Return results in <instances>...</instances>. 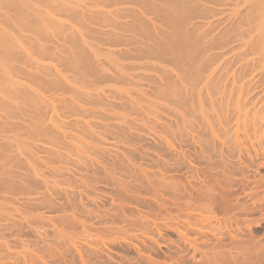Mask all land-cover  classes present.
Instances as JSON below:
<instances>
[{"label": "rangeland", "instance_id": "1", "mask_svg": "<svg viewBox=\"0 0 264 264\" xmlns=\"http://www.w3.org/2000/svg\"><path fill=\"white\" fill-rule=\"evenodd\" d=\"M61 1H63V5L65 1V6L74 8V13L76 11L77 15H72V13L68 15V13L65 14L63 12L56 15L58 24H61L63 27H57L55 37L50 35V38L47 39H50L49 41L45 39L47 42H44V47L47 46L46 53L51 51V55H53L52 53L55 51V48H57V52L52 57L51 55L44 56L43 54L33 55L34 59H38L35 62H38L39 66H34V64L31 65L29 63H27L28 65L23 63V66L20 63L18 66L24 72L28 71L26 76H21L16 73L12 77L14 80L21 77L19 84L24 83L28 86L26 88L33 86L37 90V92L35 91L37 95L38 93L42 95L39 98L43 99L45 105L41 103L43 106L40 104V106H31L27 103L22 104L25 102L21 100L9 101L13 105L16 104L15 107H12L13 105L11 103V107L0 105V120H2L5 128L4 132H0V144L9 140L8 142H11L13 145L11 149L21 152V155H17H20V159L15 161V163L19 162V166L17 167V163L15 167L9 166L10 170H13V173L17 169V174L14 173V176L11 178L4 177V179H10V182L13 181L14 185L9 183V180L5 183L4 179H0V219L2 220H0V264H215V262L216 264H264V45H260L257 42L258 37L257 34L255 35L256 24L254 25L255 22L251 23L254 20L253 17H250L253 13L250 14L251 12L247 11V8H249L247 6L249 5H244L242 3L243 0H236L237 2L234 0H221V3L208 2L207 0H191L188 4L190 9L196 8L194 10L197 14L191 11L193 15L190 13V20L189 18L187 19V22L190 23L186 22L188 26L186 28L195 27L196 30L192 32L195 35L194 37L210 31V33H207L208 38L206 37L207 39L205 38L200 41H204L202 44L200 42L196 43L195 49L198 52L200 51L197 53L201 56L196 55L197 60L195 62L197 63L194 66L201 69L200 66L204 65L205 62L202 59L211 56L214 58V61L208 68L211 72L205 71L206 73L202 75L204 77V83L212 80V77H214L213 82L216 83L220 79L219 76L222 75L225 80L223 84L221 82L219 86L222 87H219L218 90L219 92L220 89L223 91L217 93V90L215 92L211 90L213 93L212 95L209 94L211 95L209 97L204 83H201V86L199 85L200 87L198 86L196 90L189 89V92H186L187 94L184 93L182 88H180L182 91L181 93L179 92L180 94L178 91L174 94L172 89L173 80L176 79L174 75L177 73L176 70L181 68L183 64L179 63L180 58L178 56L180 55L177 48H174L166 40L165 35L169 32L164 16V8L166 7L161 3L159 5L162 6L160 13L162 17L159 18V13H156L157 11H155L152 4L145 6L138 3V5L136 2H131L133 0H128V2L127 0ZM238 2H240L239 5ZM124 4L126 5L125 7ZM206 8H211L215 12H204L203 9L205 10ZM41 9L45 10L44 7ZM59 9H62L61 5H59ZM100 11L102 12L101 17L98 15ZM108 13L109 15H107ZM94 15H98L99 19ZM90 16L92 17L90 18ZM148 17L150 18L148 19ZM153 20L154 22H152ZM59 21L61 22L59 23ZM136 26L137 28H135ZM212 27L216 28L212 29ZM254 27L255 30L253 29ZM188 31L190 30L188 29ZM30 35L29 33L25 34L27 38ZM30 37V41L32 39L34 41L35 37ZM103 38L106 40H103ZM73 39H77L80 46L78 44L75 45ZM45 40H41V42ZM211 43L214 46L210 47L212 45ZM110 48L112 49L110 50ZM81 49L89 54L88 56L91 60V63L87 64L86 62L85 68L77 61L80 59ZM190 52L195 51L191 49ZM255 57L256 60L258 59V62L255 60ZM251 59L253 60L251 61ZM253 61L255 65L252 64ZM155 62L159 65H155ZM247 63L252 65L249 66ZM72 66L74 68L76 66V68L74 69ZM184 67H187V64ZM35 75L39 76L40 80ZM51 80H53V83L56 82L55 85L51 83ZM250 80L253 82V84L250 82L251 86L248 85L250 84ZM235 81H237V85ZM30 84L31 86L29 87ZM200 91L204 94L202 95ZM250 92H253L252 95ZM145 93L146 95H143ZM240 94L243 95L242 99L239 98ZM42 99L40 100L42 101ZM6 100L8 101V99ZM191 102H194V107L193 104H190ZM230 106L231 108H229ZM38 112L42 114L40 121L37 119ZM118 113H121L120 116ZM231 113L234 114L232 115ZM195 116H197V119H195ZM195 124L196 126H194ZM33 125L34 127H31ZM13 132L14 134H12ZM236 134L239 136L237 137ZM6 137H8L6 140H1ZM21 139L23 140L22 142ZM32 145L35 146L33 147ZM91 145L95 146L93 147ZM6 168L9 169L8 167ZM25 169L26 171H24ZM35 172L38 174L37 176H35L36 174L34 175ZM41 172L44 176H42ZM214 197L217 198L214 199ZM223 198L227 199V208L225 207L226 209H223L224 211L219 210L221 213L217 211L220 208L217 205L222 204L221 200ZM143 227L144 229H142ZM20 231L21 233H19Z\"/></svg>", "mask_w": 264, "mask_h": 264}, {"label": "bare ground", "instance_id": "2", "mask_svg": "<svg viewBox=\"0 0 264 264\" xmlns=\"http://www.w3.org/2000/svg\"><path fill=\"white\" fill-rule=\"evenodd\" d=\"M75 1V0H74ZM91 1V0H90ZM101 1V0H100ZM99 1V2H100ZM115 1V0H114ZM121 1V0H120ZM119 1V2H120ZM165 3H164V2ZM190 1L191 0H133V1H131V2H136V4H138V3H141V4H143V5H145V6H147V4H152L153 6H154V8H155V11H157L156 13H159L158 14V16H159V18L160 17H162L161 16V8H162V6L161 5H159L160 3L163 5V6H165L166 8H164V16H165V21H166V24H167V30H169V32H167L166 33V40H167V42H170L171 43V45H173V47L174 48H177V50H178V53H179V55L180 56H178L179 58H180V62L179 63H182L183 64V66L181 67V68H179L178 70H176L177 71V73L174 75V76H176V79H174L173 80V83H172V89H173V91H174V94H176V92L178 91V93L180 92H182L181 91V89L180 88H182V90H184V93H188L189 92V89L190 90H196L197 88H198V86L201 84V83H204V77H202V75L204 74V73H206L205 71H210V70H208V68H209V66H210V64H213L212 62L214 61V58L213 57H211V56H208V58H206V59H202V60H204L205 62H204V65H202V66H200L201 67V69H199V68H197L196 66H194V64L195 63H197V62H195V60H197L196 59V55L200 52H198V51H196V43H198V42H200L201 40H204L207 36H208V34L207 33H210V31L209 32H206L205 34H202V35H198L197 37H194L195 35H193L192 34V32H194L196 29H195V27L194 26H192L193 28H188L190 31H188V29L186 28V27H188L187 26V24H186V22H187V19L189 18V20H190V13H191V15H193V12H196L195 10H196V8H194L193 6V8L195 9H190L189 7L190 6H188V4L190 3ZM208 2L209 1H211V2H220L221 3V0H207ZM206 1V2H207ZM234 1H236V0H234ZM96 2V1H95ZM111 2V1H110ZM113 2V1H112ZM127 2H128V0H127ZM155 2H156V4H155ZM157 2H158V4H157ZM163 2V3H162ZM237 2V1H236ZM64 3L66 4V2L64 1ZM83 3V2H82ZM107 3V2H106ZM117 3V2H116ZM196 3V2H195ZM194 3V4H195ZM239 3L240 2H238V5H239ZM242 3H244V5H249V6H247V7H249V8H247V11H249V12H251L250 14H252L253 13V15H250V17L252 18L253 17V20L254 21H252L251 23H253V22H255L254 23V25L256 24V33H255V35L257 34V37H258V43H260V45H264V0H243V2ZM65 4L63 5V1H61V0H0V96H1V98H0V105H7L8 107H11L12 105H13V103H11V102H9V101H11V100H21V101H24L25 103H22V104H28V105H42L41 103H43V99L42 98H39V97H42V95H40L39 93H38V95H40V96H38L37 95V90H35L34 89V87L32 86V87H30L31 86V84L29 85V87L30 88H26V87H28V86H26L24 83H21V84H19L21 81L19 80L20 78H15L16 80H14L12 77H13V75L14 74H19V75H21V76H26V73L28 72H24L22 69H21V67L20 66H18V64H20V63H24V64H27V63H29V64H31V65H33L34 64V66L35 65H37V66H39L38 64V62H35V61H37L38 59L37 58H35L34 59V57H33V55H36V54H43L44 56H46V55H51L50 53H51V51L50 52H48V53H46L47 52V50L46 49H48L47 48V46H45L44 47V45H45V43L44 42H47V41H49V40H47L48 38H50L49 36L50 35H52L53 37H55L56 35H55V31H57L56 29H58L57 27H59V26H62L61 24L59 25L58 24V20H56L57 19V16L56 15H58V13H61V12H63V13H68V15H70L71 13H72V15L73 14H76L77 15V13H76V11H75V13H74V8H71V6L70 7H67V6H65ZM111 4V3H110ZM122 4V3H121ZM126 4V3H125ZM124 4V7L126 6ZM191 4H192V2H191ZM190 4V5H191ZM209 4V3H208ZM59 5H61V7H62V9H59ZM75 5V4H74ZM80 5V4H79ZM105 5V4H104ZM112 5V4H111ZM115 5V4H114ZM139 5V4H138ZM142 5V6H143ZM201 5V4H200ZM237 5V4H236ZM77 6V5H76ZM96 6V5H95ZM106 6V5H105ZM113 6V5H112ZM111 6V7H112ZM122 6H123V4H122ZM132 6V5H131ZM141 6V7H142ZM144 6V7H145ZM150 6V5H149ZM161 6V7H160ZM208 6V5H207ZM42 7H44L45 8V10L44 9H41ZM74 7V6H73ZM89 7H92V6H89ZM170 7V8H169ZM199 7V6H198ZM65 8V9H64ZM79 8V7H78ZM98 8V7H97ZM105 8V7H104ZM116 8V7H115ZM126 8H128V7H126ZM150 8V7H149ZM222 8H224V7H222ZM246 8V7H245ZM41 9V10H40ZM99 9V8H98ZM108 9V8H107ZM151 9H152V6H151ZM198 9V8H197ZM200 9H201V7H200ZM242 9V8H241ZM89 10H90V8H89ZM109 10V9H108ZM146 10V9H145ZM237 10H238V8H237ZM236 10V11H237ZM78 11V10H77ZM127 11V10H126ZM142 11V10H141ZM191 11H193V12H191ZM200 11V10H199ZM202 11V10H201ZM203 11L204 12H207V11H210V12H215V11H212V9L210 8H206L205 10L203 9ZM90 12V11H89ZM248 12V13H249ZM87 13H88V11H87ZM110 13V12H109ZM109 13L107 14V15H109ZM152 13V12H151ZM202 13V12H201ZM246 13V12H245ZM101 14H102V12L100 11V13L98 12V15L101 17ZM114 14V13H113ZM196 14H197V12H196ZM223 14V13H222ZM255 14V15H254ZM67 15V16H68ZM71 15V16H72ZM84 15V14H83ZM82 15V16H83ZM98 15H94L96 18H98ZM104 15V14H103ZM136 15V14H135ZM155 15V14H154ZM205 15V14H204ZM237 15V14H236ZM240 15V14H239ZM85 16V15H84ZM119 16V15H118ZM242 16V15H241ZM56 17V18H55ZM74 17V16H73ZM80 17V16H79ZM92 16H90V18H91ZM153 17V16H152ZM207 17V16H206ZM80 18H82V17H80ZM79 18V19H80ZM85 18V17H84ZM128 18V17H127ZM150 17H148V19H149ZM154 18V17H153ZM156 19H157V17H155ZM191 18H192V16H191ZM200 18V17H199ZM204 18V17H203ZM208 18V17H207ZM214 18V17H213ZM222 18V17H221ZM237 18V17H236ZM250 18V19H251ZM72 19H74V18H72ZM99 19V18H98ZM97 19V20H98ZM102 19V18H101ZM155 19V20H156ZM193 19V18H192ZM191 19V20H192ZM206 19V18H205ZM234 19H235V15H234ZM60 20V19H59ZM161 20H162V18H161ZM208 20V19H207ZM231 20V19H230ZM240 20H241V18H240ZM64 21V20H63ZM84 21V20H83ZM128 21V20H127ZM146 21V20H145ZM163 21V20H162ZM199 21V20H198ZM197 21V22H198ZM216 21V20H215ZM234 21V20H233ZM61 21H59V23H60ZM79 22V21H78ZM110 22H112V21H110ZM109 22V23H110ZM119 22V21H118ZM141 22H142V20H141ZM149 22V21H148ZM152 22H154V20L152 21ZM157 22V21H156ZM160 22V21H159ZM208 22V21H207ZM214 22V21H213ZM223 22V21H222ZM241 22V21H240ZM250 22V21H249ZM75 23H76V21H75ZM87 23H89V22H87ZM93 23V22H92ZM97 23V22H96ZM187 23H190V22H187ZM192 23V22H191ZM220 23V22H219ZM224 23V22H223ZM228 23V22H227ZM234 23V22H233ZM244 23V22H243ZM250 23V24H251ZM58 24V25H57ZM114 24V23H113ZM126 24V23H125ZM132 24V23H131ZM217 24V23H216ZM226 24V23H225ZM241 24V23H240ZM246 24H247V22H246ZM96 25V24H95ZM116 25H117V23H116ZM152 25V24H151ZM157 25V24H156ZM159 25V24H158ZM165 25V24H164ZM214 25H215V23H214ZM228 25V24H227ZM231 25V24H230ZM235 25V24H234ZM243 25V24H242ZM65 26V25H64ZM80 26H82L81 24H80ZM108 26V25H107ZM127 26V25H126ZM152 26H155L154 24L152 25ZM166 26V25H165ZM189 26H191V25H189ZM197 26V25H196ZM218 26V25H217ZM63 27V26H62ZM85 27H86V25H85ZM88 27V26H87ZM96 27V26H95ZM112 27V26H111ZM110 27V28H111ZM114 27V26H113ZM132 27V26H131ZM198 27V26H197ZM223 27H226V26H223ZM234 27V26H233ZM239 27V26H238ZM255 27L253 28L254 30H255ZM91 28V27H90ZM135 28H137V26L135 27ZM147 28V27H146ZM155 28V27H154ZM157 28V27H156ZM163 28V27H162ZM209 28V27H208ZM214 28H216V27H214ZM213 27H212V29H214ZM221 28V27H220ZM77 29H79V28H77ZM83 29V28H82ZM85 29V28H84ZM88 29V28H87ZM113 29V28H112ZM128 29V28H127ZM226 29V28H225ZM230 29V28H229ZM252 29V30H253ZM64 30H66V29H64ZM74 30V29H73ZM92 31H93V29H91ZM90 30V31H91ZM108 30V29H107ZM137 30V29H136ZM135 30V31H136ZM154 30V29H153ZM209 30V29H208ZM207 30V31H208ZM246 30H247V28H246ZM251 30V31H252ZM62 31H63V29H62ZM62 31H59V32H62ZM70 31V30H69ZM69 31H67V32H69ZM102 31V30H101ZM123 31H125V30H123ZM139 31V30H138ZM156 31V30H155ZM28 34L29 33V35L31 34V35H33L34 37H35V39H34V41H33V39L30 41V39H29V37L31 36H28V38H27V36H25V34L26 33ZM71 32V31H70ZM84 32V31H83ZM97 32H99V31H97ZM96 32V33H97ZM134 32V31H133ZM165 32V31H164ZM215 32H216V30H215ZM25 33V34H24ZM58 33V32H57ZM64 33V32H63ZM87 33V32H86ZM109 33V32H108ZM143 33V32H142ZM147 33H149V32H147ZM156 33H159V32H156ZM251 33V32H250ZM72 34H73V31H72ZM127 34V33H126ZM138 34V33H137ZM160 34V33H159ZM176 34H177V37H176ZM200 34V33H199ZM231 34V33H230ZM239 34V33H238ZM244 34V33H243ZM246 34V33H245ZM69 35V34H68ZM88 35H89V33H88ZM101 35V34H100ZM151 35H152V33H151ZM162 35V34H161ZM216 35V34H215ZM219 35V34H218ZM30 37V38H34V37ZM67 36V35H66ZM74 36H75V34H74ZM117 36V35H116ZM127 36V35H126ZM209 36H211V35H209ZM223 36V35H222ZM232 36V35H231ZM63 37V36H62ZM84 37V36H83ZM92 37V36H91ZM105 37V36H104ZM136 37V36H135ZM156 37V36H155ZM162 37V36H161ZM164 37V36H163ZM176 37V38H175ZM243 37V36H242ZM57 38V37H56ZM60 38V37H59ZM74 38V37H73ZM87 38V37H86ZM122 38H123V36H122ZM208 38V37H207ZM206 38V39H207ZM213 38V37H212ZM250 38V37H249ZM253 38H254V36H253ZM26 39H28L27 41H25ZM47 41H46V40ZM68 39V38H67ZM71 39H72V37H71ZM78 39V38H77ZM75 40V39H73V43H75V45L76 44H78V46H80L79 44V41L78 40ZM92 39V38H91ZM105 38H103V40H104ZM157 39V38H156ZM220 39V38H219ZM251 39H252V37H251ZM41 40H45V41H42L41 42ZM80 40V39H79ZM100 40V39H99ZM106 40V39H105ZM110 40V39H109ZM136 40V39H135ZM153 40V39H152ZM233 40V39H232ZM253 40V39H252ZM33 41V42H32ZM40 41V42H39ZM72 41V40H71ZM84 41V40H83ZM113 41V40H112ZM120 41H121V39H120ZM124 41V40H123ZM155 41V40H154ZM206 41V40H205ZM250 41V40H249ZM256 41V40H255ZM32 42V43H31ZM60 42V41H59ZM92 42V41H91ZM95 42V41H94ZM204 41H202V42H200L201 44L203 43ZM210 42V41H209ZM248 42V41H247ZM252 42V41H251ZM250 42V43H251ZM254 42V41H253ZM62 43H63V41H62ZM66 43V42H65ZM73 43H70V44H73ZM122 43V42H121ZM160 43V42H159ZM166 43V42H165ZM200 43H199V45H200ZM206 43V42H205ZM213 43V42H212ZM211 43V44H212ZM216 43V42H215ZM226 43H227V41H226ZM256 43V42H255ZM82 44V43H81ZM110 44V43H109ZM116 44V43H115ZM125 44V43H124ZM132 44V43H131ZM167 44H169V43H167ZM221 44H222V42H221ZM229 44V43H228ZM247 44V43H246ZM74 45V44H73ZM122 45V44H121ZM148 45V44H147ZM154 45V44H153ZM158 45V44H157ZM165 45V44H164ZM170 45V44H169ZM204 45V44H203ZM208 45H210L209 43H208ZM218 45V44H217ZM223 45V44H222ZM60 46H61V44H60ZM84 46V45H83ZM87 46V45H86ZM96 46V45H95ZM144 46V45H143ZM142 46V47H143ZM201 46V45H200ZM200 46H198V47H200ZM212 46H214L213 44L210 46V47H212ZM233 46V45H232ZM245 46V45H244ZM55 47V46H54ZM146 47V46H145ZM151 47V46H150ZM162 47V46H161ZM167 47V46H166ZM172 47V46H171ZM63 48V47H62ZM72 48V47H71ZM86 48V47H85ZM89 48V47H88ZM94 48V47H93ZM99 48V47H98ZM135 48H137V47H135ZM157 48V47H156ZM201 48V47H200ZM207 48H209V47H207ZM206 48V49H207ZM257 48V47H256ZM260 48H262V47H260ZM50 49V48H49ZM51 49H52V47H51ZM112 48H110V50H111ZM121 49H123V48H121ZM140 49V48H139ZM191 49H194V51L196 52H190V50ZM209 49H211V48H209ZM208 49V50H209ZM216 49V48H215ZM221 49H223V48H221ZM227 49H228V47H227ZM259 49V48H258ZM82 51H81V53H80V51H78L79 53H80V59H79V57H78V59L79 60H77V61H79V64L80 65H83V67L85 68L86 67V62H87V64L88 63H91V60H90V57L88 56L89 54H87V52H85V50H83V49H81ZM93 50V49H92ZM97 50V49H96ZM95 50V51H96ZM115 50H116V48H115ZM147 50V49H146ZM158 50H159V48H158ZM176 50V49H175ZM200 50V49H199ZM54 51V50H53ZM69 51V50H68ZM74 51V50H73ZM123 51V50H122ZM127 51V50H126ZM133 51V50H132ZM154 51V50H153ZM204 51V50H203ZM38 52V53H37ZM57 52V48H55V51L52 53L53 55H55L54 53H56ZM75 52V51H74ZM90 52V51H89ZM97 52V51H96ZM148 52V51H147ZM167 52V51H166ZM198 52V53H197ZM201 52H202V50H201ZM206 52H208L207 50H206ZM258 52V51H257ZM32 53V54H31ZM46 53V54H45ZM95 53V52H94ZM98 53V52H97ZM105 53V52H104ZM120 53H122L121 51H120ZM177 53V54H178ZM204 53V52H203ZM248 53V52H247ZM107 54V53H106ZM114 54H116V53H114ZM124 54V53H123ZM139 54V53H138ZM143 54V53H142ZM149 54V53H148ZM170 54V53H169ZM175 54V53H174ZM194 54V55H193ZM218 54V53H217ZM42 55V56H43ZM53 55H51V57L53 56ZM64 55V54H63ZM91 55V54H90ZM98 55V54H97ZM153 55V54H152ZM157 55V54H156ZM166 55V54H165ZM200 54H198V56H199ZM207 55V54H206ZM215 55V54H214ZM65 56H66V54H65ZM75 56V55H74ZM94 56V55H93ZM122 56V55H121ZM201 56V55H200ZM213 56V55H212ZM223 56V55H222ZM258 56V55H257ZM39 57V56H38ZM57 57V56H56ZM55 57V58H56ZM96 57V56H95ZM99 57V56H98ZM107 57V56H106ZM110 57V56H109ZM133 57V56H132ZM158 57H160V56H158ZM215 57H217L218 58V56L217 55H215ZM220 57V56H219ZM228 57V56H227ZM69 58V57H68ZM68 58H67V60H68ZM101 58H103V57H101ZM105 58V57H104ZM121 58V57H120ZM126 58V57H125ZM124 58V59H125ZM237 58V57H236ZM251 58V57H250ZM263 58V57H262ZM27 59H29V60H27ZM37 59V60H36ZM48 59V58H47ZM60 59V58H59ZM96 59V58H95ZM132 59V58H131ZM136 59V58H135ZM139 59V58H138ZM152 59V58H151ZM200 59V60H201ZM66 60V59H65ZM72 60V59H71ZM105 60V59H104ZM145 60V59H144ZM216 60V59H215ZM235 60V59H234ZM250 60V59H249ZM253 59H251V61H252ZM255 60H256V57H255ZM254 60V61H255ZM41 61V60H40ZM53 61V60H52ZM162 61V60H161ZM173 61H175V60H173ZM226 61V60H225ZM254 61H253V63L252 64H254L255 65V63H254ZM257 62H258V59L256 60ZM255 61V62H256ZM56 62H57V60H56ZM61 62V61H60ZM99 62V61H98ZM105 62V61H104ZM148 62V61H147ZM146 62V63H147ZM165 62V61H164ZM200 62V61H199ZM78 63V62H77ZM85 63V64H84ZM100 63V62H99ZM167 63H169V62H167ZM262 63V62H261ZM24 64H23V66H24ZM44 64V63H43ZM76 64V63H75ZM110 64V63H109ZM125 64V63H124ZM149 64V63H148ZM177 64V63H176ZM185 64H187V67H184V65ZM230 64V63H229ZM247 64H249V63H247ZM246 64V65H247ZM251 64V65H252ZM28 65V64H27ZM30 65V66H31ZM91 65H93V64H91ZM95 65V64H94ZM105 65V64H104ZM134 65V64H133ZM155 65H159V64H156V62H155ZM166 65V64H165ZM179 65V64H178ZM198 65V64H197ZM216 65V64H215ZM233 65V64H232ZM250 64H249V66H251ZM258 65V64H257ZM42 66V65H41ZM55 66V65H54ZM77 66V65H76ZM76 66H75V68H76ZM103 66V65H102ZM145 66V65H144ZM154 66V65H153ZM171 66H173V65H171ZM219 66V65H218ZM243 66V65H242ZM262 66V65H261ZM29 67V66H28ZM57 67V66H56ZM73 67V66H72ZM176 67V66H175ZM205 67V68H204ZM35 68V67H34ZM74 68V67H73ZM74 68V69H75ZM87 68H88V66H87ZM132 68H134V67H132ZM152 68V67H151ZM165 68V67H164ZM164 68H163V70H164ZM167 68H169V67H167ZM174 68V67H173ZM233 68V67H232ZM250 69H251V67H249ZM33 69V68H32ZM36 69H38V68H36ZM96 69V68H95ZM143 69V68H142ZM159 69V68H158ZM242 69V68H241ZM248 69V68H247ZM253 69V68H252ZM255 69V68H254ZM46 70V69H45ZM55 70V69H54ZM83 70V69H82ZM90 70V69H89ZM100 70V69H99ZM104 70V69H103ZM219 70H220V67H219ZM44 71V70H43ZM66 71V70H65ZM72 71V70H71ZM154 71V70H153ZM166 71V70H165ZM167 71H169V69H167ZM175 71V70H174ZM256 71V70H255ZM45 72V71H44ZM44 72H42V73H44ZM57 72V71H56ZM69 72V71H68ZM84 72V71H83ZM85 72H87V71H85ZM144 72V71H143ZM207 72V73H208ZM211 72V71H210ZM47 73V72H46ZM78 73V72H77ZM123 73V72H122ZM136 73H137V71H136ZM158 73V72H157ZM161 73V72H160ZM163 73V72H162ZM172 73H173V71H172ZM213 73V72H212ZM212 73H211V75H212ZM224 73V72H223ZM238 73V72H237ZM50 74V73H49ZM53 74V73H52ZM66 74V73H65ZM76 74V73H75ZM80 74V73H79ZM89 74V73H88ZM91 74V73H90ZM95 74V73H94ZM118 74V73H117ZM119 74H120V72H119ZM140 74V73H139ZM146 74V73H145ZM174 74V73H173ZM172 74V75H173ZM231 74V73H230ZM243 74V73H242ZM259 74V73H258ZM18 75V76H19ZM39 75V74H38ZM42 75V74H41ZM58 75V74H57ZM74 75V74H73ZM162 75H164V74H162ZM166 75V74H165ZM167 75H170V74H167ZM206 75V74H205ZM254 75V74H253ZM262 75V74H261ZM36 76V75H35ZM34 76V77H35ZM46 76V75H45ZM68 76V75H67ZM74 76H76V75H74ZM90 76V75H89ZM98 76V75H97ZM243 76V75H242ZM256 76V75H255ZM254 76V77H255ZM28 77V76H27ZM38 77V80H40L39 79V76H36V78ZM47 77V76H46ZM66 77V76H65ZM82 77V76H81ZM157 77V76H156ZM155 77V78H156ZM220 77V79H219V81H217L216 83H214L213 82V78L214 77H212L211 79L212 80H210L209 82L207 81V82H205L204 83V87H206V91H207V95L210 97L211 95H212V93L213 92H215L216 90H217V93H220L221 91H223L222 89H220V92L218 91L219 90V85H221V82H222V84H223V82L225 81L223 78V75L222 76H219ZM230 77V76H229ZM44 78V77H43ZM92 78V77H91ZM109 78V77H108ZM116 78V77H115ZM145 78V77H144ZM175 78V77H174ZM29 79V78H28ZM27 79V80H28ZM52 79V78H51ZM65 79V78H64ZM83 79V78H82ZM88 79V78H87ZM163 79V78H162ZM209 79V78H208ZM208 79H206V80H208ZM32 80V79H31ZM92 80V79H91ZM103 80H104V78H103ZM156 80V79H155ZM205 80V81H206ZM233 80V79H232ZM252 80H253V78H252ZM260 80H261V78H260ZM18 83H17V82ZM52 81V82H51ZM50 82L51 83H53V80H51ZM74 81V80H73ZM94 81V80H93ZM134 81V80H133ZM136 81V80H135ZM152 81V80H151ZM164 81V80H163ZM30 82V81H29ZM32 82V81H31ZM45 82V81H44ZM55 82V81H54ZM82 82V81H81ZM106 82V81H105ZM125 82V81H124ZM165 82V81H164ZM228 82V81H227ZM234 82V81H233ZM241 82V81H240ZM252 83L253 84V82L250 80L249 81V83ZM256 82V81H255ZM56 83V82H55ZM55 83H53L54 85H55ZM80 83V82H79ZM87 83V82H86ZM99 83V82H98ZM112 83V82H111ZM119 83V82H118ZM141 83V82H140ZM159 83V82H158ZM251 83L250 84H248L249 86H251ZM67 84V83H66ZM93 84H94V82H93ZM155 84V83H154ZM162 84H163V82H162ZM165 84V83H164ZM235 84L237 85V81H235ZM20 85H23V86H20ZM36 85V84H35ZM44 85V84H43ZM52 85V84H51ZM58 85H59V83H58ZM64 85H65V83H64ZM144 85V84H143ZM233 85V84H232ZM235 85V86H236ZM242 85H244V84H242ZM254 85H255V83H254ZM65 86H67V85H65ZM88 86V85H87ZM95 86V85H94ZM108 86H109V84H108ZM112 86V85H111ZM201 86V85H200ZM199 86V87H200ZM37 87V86H36ZM47 87V86H46ZM60 87V86H59ZM75 87V86H74ZM83 87V86H82ZM164 87H165V85H164ZM222 87V86H221ZM220 87V88H221ZM237 87V86H236ZM239 87V86H238ZM259 87V86H258ZM64 88V87H63ZM85 88V87H84ZM101 88V87H100ZM103 88V87H102ZM113 88V87H112ZM118 88V87H117ZM116 88V89H117ZM121 88H122V86H121ZM144 88V87H143ZM152 88V87H151ZM157 88V87H156ZM155 88V89H156ZM167 88H169V87H167ZM224 88V87H223ZM243 88V87H242ZM32 89H34L33 91H32ZM38 89V88H37ZM50 89V88H49ZM48 89V90H49ZM65 89V88H64ZM109 89H110V87H109ZM119 90H120V88H118ZM232 89V88H231ZM235 91H236V89L235 88H233ZM240 89H241V87H240ZM51 90V89H50ZM131 90V89H130ZM166 90V89H165ZM211 90H213V92H211ZM255 90V89H254ZM264 90V89H263ZM36 91V92H35ZM65 91V90H64ZM118 91V90H117ZM137 92H138V90H136ZM140 91V90H139ZM203 91V90H202ZM205 91V90H204ZM228 91V90H227ZM33 92H35L34 94H33ZM48 92V91H47ZM84 92V91H83ZM119 92V91H118ZM193 92V91H192ZM201 92V91H200ZM211 92V93H210ZM241 92H243V91H241ZM240 92V93H241ZM245 92V91H244ZM261 92V91H260ZM74 93V92H73ZM113 93V92H112ZM167 93V92H166ZM179 93V94H180ZM186 93V94H187ZM202 93V92H201ZM253 93V92H252ZM252 93L250 92V94L252 95ZM258 93V92H257ZM48 94V93H47ZM54 94V93H53ZM59 94V93H58ZM57 94V95H58ZM63 94V93H62ZM90 94V93H89ZM92 94V93H91ZM114 94V93H113ZM204 93H202V95H203ZM209 94H211V95H209ZM229 94V93H228ZM237 94V93H236ZM243 94V93H242ZM242 94H240V99H242V97H243V95ZM245 94H247V93H245ZM249 94V95H250ZM263 94V93H262ZM51 95V94H50ZM79 95V94H78ZM102 95V94H101ZM143 95H146V93L145 94H143ZM223 95V94H222ZM248 95V94H247ZM36 96H38V97H36ZM92 96V95H91ZM156 96V95H155ZM171 96H173V95H171ZM232 96V95H231ZM237 96V95H236ZM254 96V95H253ZM2 97H6V98H2ZM45 97V96H44ZM47 97V96H46ZM56 97V96H55ZM95 97V96H94ZM147 97V96H146ZM214 97H216V96H214ZM226 97V96H225ZM224 97V98H225ZM246 97V96H245ZM244 97V98H245ZM60 98V97H59ZM119 98V97H118ZM132 98V97H131ZM150 98V97H149ZM188 98V97H187ZM218 98V97H217ZM223 98V97H222ZM221 98V99H222ZM262 98H263V95H262ZM5 99V100H4ZM6 99H8V101L6 100ZM40 99H42V101L40 100ZM90 99V98H89ZM147 99V98H146ZM181 99H183V98H181ZM202 99V98H201ZM204 99V98H203ZM205 99H206V97H205ZM230 99V98H229ZM238 99V98H237ZM239 99V100H240ZM248 99V98H247ZM54 100H56V99H54ZM72 100V99H71ZM87 100V99H86ZM97 100V99H96ZM191 100V99H190ZM207 100V99H206ZM250 100V99H249ZM253 100V99H252ZM256 100V99H255ZM135 101V100H134ZM138 101V100H137ZM177 101H178V99H177ZM180 101V100H179ZM223 101V100H222ZM226 101V100H225ZM244 101V100H243ZM248 101V100H247ZM258 101H260V100H258ZM9 102V103H8ZM47 102V101H46ZM49 102H51V101H49ZM61 102V101H60ZM59 102V103H60ZM66 102V101H65ZM83 102V101H82ZM90 102V101H89ZM124 102V101H123ZM144 102V101H143ZM145 102H147V101H145ZM175 102V101H174ZM184 102V101H183ZM230 102V101H229ZM12 105H11V104ZM48 103V102H47ZM59 103H58V105H59ZM97 103V102H96ZM117 103V102H116ZM180 103H182V102H180ZM194 103V102H193ZM192 102L190 103V104H193ZM198 103V102H197ZM243 103V102H242ZM251 103V102H250ZM44 104V103H43ZM50 104V103H49ZM86 104V103H85ZM104 104V103H103ZM123 104V103H122ZM138 104V103H137ZM147 104V103H146ZM175 104H176V102H175ZM179 104V103H178ZM219 104V103H218ZM239 104V103H238ZM253 104H254V102H253ZM256 104H257V102H256ZM259 104V103H258ZM11 105V106H10ZM39 105V106H40ZM45 105V104H44ZM54 105V104H53ZM64 105V104H63ZM150 105V104H149ZM225 105V104H224ZM227 105V104H226ZM242 105V104H241ZM16 106V104L15 105H13L12 107H15ZM31 106H29V107H31ZM43 106V105H42ZM50 106V105H49ZM55 106V105H54ZM72 106V105H71ZM79 106V105H78ZM125 106V105H124ZM132 106V105H131ZM177 106V105H176ZM213 106V105H212ZM234 106H236V105H234ZM257 106V105H256ZM260 106V105H259ZM258 106V107H259ZM264 106V105H263ZM26 107V106H25ZM60 107H62V106H60ZM144 107V106H143ZM170 107V106H169ZM179 107V106H178ZM189 107H191V106H189ZM193 107H194V104H193ZM208 107V106H207ZM24 108V107H23ZM46 108V107H45ZM210 108V107H209ZM229 108H231V106L229 107ZM254 108V107H253ZM264 108V107H263ZM4 109V108H3ZM14 109V108H13ZM18 109V108H17ZM25 109V108H24ZM108 109V108H107ZM115 109H116V107H115ZM144 109V108H143ZM149 109V108H148ZM170 109V108H169ZM185 109V108H184ZM191 109V108H190ZM193 109H195V108H193ZM222 109V108H221ZM259 109V108H258ZM39 110V109H38ZM62 110V109H61ZM75 110H76V108H75ZM125 110V109H124ZM131 110V109H130ZM139 110V109H138ZM180 110V109H179ZM240 110H242V109H240ZM4 111H6V110H4ZM68 111H69V109H68ZM68 111H67V113H68ZM78 111V110H77ZM84 111V110H83ZM193 111V110H192ZM232 111V110H231ZM235 111V110H234ZM238 111V110H237ZM253 111V110H252ZM259 111V110H258ZM21 112V111H20ZM45 112V111H44ZM53 112V111H52ZM178 112V111H177ZM183 112V111H182ZM194 112H195V110H194ZM216 112V111H215ZM245 112H246V110H245ZM263 112V111H262ZM13 113V112H12ZM11 113V114H12ZM66 113V112H65ZM85 113H87V112H85ZM84 113V114H85ZM100 113V112H99ZM104 113V112H103ZM126 113V112H125ZM124 113V114H125ZM142 113V112H141ZM181 113V112H180ZM187 113V112H186ZM196 113V112H195ZM194 113V114H195ZM239 113V112H238ZM248 113V112H247ZM32 114V113H31ZM78 114V113H77ZM83 114V113H82ZM97 114V113H96ZM109 114V113H108ZM119 114V113H118ZM121 114V113H120ZM120 114H119V116H120ZM151 114V113H150ZM189 114V113H188ZM232 114V113H231ZM234 114V113H233ZM232 114V115H233ZM252 114V113H251ZM58 115V114H57ZM64 116H65V114H63ZM74 115V114H73ZM87 115V114H86ZM149 115V114H148ZM182 115H184V114H182ZM193 115V114H192ZM197 115V114H196ZM214 115H215V113H214ZM231 115V116H232ZM25 116V115H24ZM62 116V115H61ZM122 116V115H121ZM132 116V115H131ZM143 116V115H142ZM174 116V115H173ZM185 116V115H184ZM211 116V115H210ZM244 116V115H243ZM246 116V115H245ZM253 116V115H252ZM2 117H4V116H2ZM150 117V116H149ZM182 117V116H181ZM196 118L195 119H197V116H195ZM216 117V116H215ZM40 118H42V114L40 113V112H38L37 113V119L40 121L41 119ZM48 118V117H47ZM85 118V117H84ZM97 118V117H96ZM185 118V117H184ZM204 118H205V116H204ZM223 118V117H222ZM253 118V117H252ZM251 118V119H252ZM12 119V118H11ZM46 119V118H45ZM124 119V118H123ZM145 119V118H144ZM147 119V118H146ZM201 119V118H200ZM206 119V118H205ZM220 119V118H219ZM226 119V118H225ZM234 119V118H233ZM8 120H10V119H8ZM68 120V119H67ZM66 120V121H67ZM151 120V119H150ZM194 120V119H193ZM202 120V119H201ZM211 120V119H210ZM216 120V119H215ZM247 120V119H246ZM5 121V120H4ZM29 121V120H28ZM46 121V120H45ZM88 121V120H87ZM156 121V120H155ZM218 121V120H217ZM232 121V120H231ZM230 121V122H231ZM240 121V120H239ZM0 122L2 123V120H0ZM27 122V121H26ZM33 122V121H32ZM36 122V121H35ZM43 122V121H42ZM58 122V121H57ZM173 122V121H172ZM196 122V121H195ZM208 122V121H207ZM228 122V121H227ZM258 122V121H257ZM256 122V123H257ZM0 123V132H4V130H5V128H4V125H3V123L1 124ZM6 123V122H5ZM4 123V124H5ZM10 123V122H9ZM122 123V122H121ZM201 123V122H200ZM210 123H211V121H210ZM247 123V122H246ZM253 123H254V121H253ZM12 124H14V123H12ZM31 124V123H30ZM56 124V123H55ZM66 124V123H65ZM104 124V123H103ZM154 124V123H153ZM212 124H213V122H212ZM220 124V123H219ZM224 124V123H223ZM239 124V123H238ZM244 124V123H243ZM261 124V123H260ZM27 125V124H26ZM49 125V124H48ZM71 125V124H70ZM111 125V124H110ZM209 125V124H208ZM231 125V124H230ZM253 125V124H252ZM9 126V125H8ZM16 126H18V125H16ZM39 126V125H38ZM38 126H36L39 130H40V128L38 127ZM45 126V125H44ZM63 126V125H62ZM62 126H61V128H62ZM66 126V125H65ZM87 126V125H86ZM156 126V125H155ZM194 126H196V124L194 125ZM200 126V125H199ZM216 126V125H215ZM228 126V125H227ZM31 127H34V125L33 126H31ZM102 127V126H101ZM181 127V126H180ZM36 128V129H37ZM76 128V127H75ZM97 128V127H96ZM116 128V127H115ZM153 128V127H152ZM167 128H169V127H167ZM197 128V127H196ZM200 128V127H199ZM226 128V127H225ZM245 128V127H244ZM246 128H248V127H246ZM249 128H251L250 126H249ZM261 128V127H260ZM33 129V128H32ZM41 129H42V127H41ZM56 129V128H55ZM209 129V128H208ZM216 129V128H215ZM43 130V129H42ZM73 130V129H72ZM198 130V129H197ZM214 130V129H213ZM212 130V131H213ZM218 130V129H217ZM239 130V129H238ZM250 130V129H249ZM252 130V129H251ZM260 130V129H259ZM15 131H17V130H15ZM38 131V130H37ZM41 131V130H40ZM98 131V130H97ZM142 131V130H141ZM158 131V130H157ZM171 131V130H170ZM179 131V130H178ZM200 131V130H199ZM211 131V132H212ZM258 131V130H257ZM263 131V130H262ZM10 132V131H9ZM24 132V131H23ZM32 132V131H31ZM93 132V131H92ZM166 132V131H165ZM167 132H169V131H167ZM240 132V131H239ZM247 132V131H246ZM246 132H244L245 134H246ZM15 133H17V132H15ZM20 133V132H19ZM43 133V132H42ZM77 133V132H76ZM151 133V132H150ZM186 133V132H185ZM200 133V132H199ZM224 133V132H223ZM253 133V132H252ZM263 133V132H262ZM3 134V133H2ZM12 134H14V132L12 133ZM32 134V133H31ZM55 134V133H54ZM83 134V133H82ZM197 134H198V132H197ZM204 134V133H203ZM208 134V133H207ZM220 134V133H219ZM240 134V133H239ZM258 134V133H257ZM261 134V133H260ZM8 135H10V134H8ZM46 135V134H45ZM90 135V134H89ZM187 135V134H186ZM216 135V134H215ZM221 135H222V133H221ZM237 135V134H236ZM34 136V135H33ZM36 136V135H35ZM56 136V135H55ZM200 136V135H199ZM224 136H225V134H224ZM239 135H237V137H238ZM19 137V136H18ZM21 137V136H20ZM22 137H23V135H22ZM38 137V136H37ZM37 137H36V139H37ZM63 137V136H62ZM92 137V136H91ZM125 137V136H124ZM171 137H172V135H171ZM189 137V136H188ZM187 137V138H188ZM215 137V136H214ZM230 137V136H229ZM234 137V136H233ZM244 137V136H243ZM255 137V136H254ZM8 137H6V138H3V139H1V140H6ZM58 138V137H57ZM56 138V139H57ZM68 138V137H67ZM75 138V137H74ZM99 138V137H98ZM190 138V137H189ZM223 138V137H222ZM228 138V137H227ZM259 138V137H258ZM130 139V138H129ZM174 139V138H173ZM181 139V138H180ZM200 139V138H199ZM221 139V138H220ZM225 139V138H224ZM39 140H40V138H39ZM49 140V139H48ZM58 140V139H57ZM77 140V139H76ZM92 140V139H91ZM95 140V139H94ZM100 140V139H99ZM116 140V139H115ZM202 140V139H201ZM209 140V139H208ZM235 140H236V138H235ZM239 140V139H238ZM237 140V141H238ZM9 141V140H8ZM5 142V143H3V142H1V143H3V144H0V179L2 180V179H4V177L5 178H11V177H13L14 176V173H16L17 174V169L16 170H14L15 172L13 173V170H10V168H9V166L11 165L12 167H15L16 166V163L18 164L19 162H16L15 163V161L17 160V159H20V155H21V152H19V151H17V150H12L11 148H13L12 146V144H11V142ZM23 140L21 139V142H22ZM38 141V140H37ZM41 141V140H40ZM52 141V140H51ZM55 141V140H54ZM73 141V140H72ZM165 141V140H164ZM177 141V140H176ZM193 141V140H192ZM210 141V140H209ZM221 141V140H220ZM261 141V140H260ZM263 141V140H262ZM175 142V141H174ZM205 142V141H204ZM235 142V141H234ZM17 143V142H16ZM35 143H36V141H35ZM45 143H47V142H45ZM61 143V142H60ZM73 143V142H72ZM109 143V142H108ZM171 143V142H170ZM200 143H202V142H200ZM21 144V143H20ZM62 144V143H61ZM84 144V143H83ZM107 144V143H106ZM135 144V143H134ZM149 144H151V143H149ZM213 144V143H212ZM257 144V143H256ZM261 144V143H260ZM264 144V143H263ZM23 145V144H22ZM38 145V144H37ZM66 145V144H65ZM79 145V144H78ZM81 145V144H80ZM179 145V144H178ZM181 145V144H180ZM235 145V144H234ZM33 146V145H32ZM35 146V145H34ZM33 146V147H34ZM63 146V145H62ZM62 146H61V148H62ZM86 146V145H85ZM84 146V147H85ZM91 146H93V145H91ZM95 146V145H94ZM93 146V147H94ZM116 146V145H115ZM174 146V145H173ZM204 146V145H203ZM215 146V145H214ZM238 146V145H237ZM255 146V145H254ZM258 146H261V145H258ZM257 146V147H258ZM20 147V146H19ZM67 147V146H66ZM73 147V146H72ZM77 147V146H76ZM98 147V146H97ZM167 147V146H166ZM171 147V146H170ZM218 147H219V145H218ZM232 147V146H231ZM28 148V147H27ZM65 148V147H64ZM212 148V147H211ZM241 148V147H240ZM252 148V147H251ZM80 149V148H79ZM83 149V148H82ZM104 149H106V148H104ZM115 149V148H114ZM203 149V148H202ZM215 149V148H214ZM235 149V148H234ZM239 149V148H238ZM249 149V148H248ZM255 149V148H254ZM253 149V150H254ZM257 149V148H256ZM263 149V148H262ZM29 150V149H28ZM46 150V149H45ZM90 150H92V149H90ZM160 150V149H159ZM232 150V149H231ZM261 150V149H260ZM259 150V151H260ZM13 151V152H12ZM51 151V150H50ZM74 151V150H73ZM88 151V150H87ZM141 151V150H140ZM142 151H143V149H142ZM176 151H179V150H176ZM223 151H224V149H223ZM228 151V150H227ZM17 152V153H16ZM19 152V153H18ZM47 152V151H46ZM68 152V151H67ZM75 152V151H74ZM86 152V151H85ZM105 152V151H104ZM109 152V151H108ZM207 152V151H206ZM257 152V151H256ZM70 153V152H69ZM255 153V152H254ZM18 154H20L19 156H17ZM33 154V153H32ZM45 154V153H44ZM51 154V153H50ZM59 154V153H58ZM78 154V153H77ZM96 154V153H95ZM134 154V153H133ZM167 154V153H166ZM213 154V153H212ZM228 154H229V151H228ZM230 154H232V153H230ZM31 155V154H30ZM66 155V154H65ZM70 155V154H69ZM80 155V154H79ZM123 155V154H122ZM206 155V154H205ZM3 156V157H2ZM68 156V155H67ZM73 156H74V154H73ZM102 156V155H101ZM140 156V155H139ZM164 156V155H163ZM203 156V155H202ZM223 156V155H222ZM235 156V155H234ZM17 157H19V158H17ZM44 157V156H43ZM59 157H61V156H59ZM63 157V156H62ZM181 157V156H180ZM206 157V156H205ZM1 158H3V159H1ZM68 158V157H67ZM80 158V157H79ZM84 158H85V156H84ZM111 158V157H110ZM217 158V157H216ZM28 159V158H27ZM51 159V158H50ZM53 159V158H52ZM55 159V158H54ZM72 159V158H71ZM75 159V158H74ZM152 159V158H151ZM185 159V158H184ZM191 159V158H190ZM259 159V158H258ZM49 160V159H48ZM66 161H67V159H65ZM69 160V159H68ZM75 160H77V159H75ZM145 160V159H144ZM243 160V159H242ZM250 160V159H249ZM263 160V159H262ZM44 161V160H43ZM46 161V160H45ZM50 161V160H49ZM64 161V160H63ZM90 161V160H89ZM130 161H131V159H130ZM150 161H152V160H150ZM209 161V160H208ZM207 161V162H208ZM215 161V160H214ZM14 164H13V163ZM27 162V161H26ZM51 162H53V161H51ZM50 162V163H51ZM76 162V161H75ZM87 162V161H86ZM97 162V161H96ZM162 162V161H161ZM236 162V161H235ZM14 165H12V164ZM64 163V162H63ZM140 163V162H139ZM215 163H217V162H215ZM224 163V162H223ZM242 163V162H241ZM246 163V162H245ZM249 163V162H248ZM30 164V163H29ZM39 164V163H38ZM52 164V163H51ZM70 164V163H69ZM160 164V163H159ZM166 164V163H165ZM206 164V163H205ZM213 164V163H212ZM221 164V163H220ZM26 165V164H25ZM34 165V164H33ZM44 165V164H43ZM53 165V164H52ZM158 165V164H157ZM219 165V164H218ZM19 166V164L17 165V167ZM32 166V165H31ZM123 166V165H122ZM128 166V165H127ZM141 166V165H140ZM183 166V165H182ZM189 166V165H188ZM204 166V165H203ZM230 166V165H229ZM257 166V165H256ZM259 166V165H258ZM6 167H8L9 169H7ZM11 167V168H12ZM54 167V166H53ZM130 167V166H129ZM134 167V166H133ZM239 167V166H238ZM254 167V166H253ZM29 168V167H28ZM34 168V167H33ZM48 168V167H47ZM61 168V167H60ZM121 168V167H120ZM212 168V167H211ZM227 168V167H226ZM13 169V168H12ZM23 169V168H22ZM83 169V168H82ZM127 169V168H126ZM187 169V168H186ZM246 169V168H245ZM249 169V168H248ZM34 170V169H33ZM48 170V169H47ZM81 170V169H80ZM171 170V169H170ZM176 170V169H175ZM213 170V169H212ZM218 170V169H217ZM221 170V169H220ZM227 170V169H226ZM24 171H26V169L24 170ZM40 171H42V170H40ZM58 171V170H57ZM60 171V170H59ZM72 171H74V170H72ZM98 171V170H97ZM105 171V170H104ZM236 171V170H235ZM30 172V171H29ZM71 172V171H70ZM94 172H95V170H94ZM117 172V171H116ZM147 172V171H146ZM241 172V171H240ZM33 173V172H32ZM42 173V172H41ZM58 173V172H57ZM100 173V172H99ZM102 173H103V171H102ZM123 173V172H122ZM193 173V172H192ZM231 173V172H230ZM233 173V172H232ZM36 174V172L34 173V175ZM56 174V173H55ZM60 174V173H59ZM77 174V173H76ZM88 174V173H87ZM160 174V173H159ZM204 174V173H203ZM238 174V173H237ZM240 174V173H239ZM22 175V174H21ZM38 174H36L35 176H37ZM93 175V174H92ZM97 175V174H96ZM126 175V174H125ZM145 175V174H144ZM30 176V175H29ZM32 176V175H31ZM42 176H44L43 175V173H42ZM52 176H53V174H52ZM194 176V175H193ZM238 176V175H237ZM241 176H243V175H241ZM3 177V178H2ZM20 177V176H19ZM58 177V176H57ZM56 177V178H57ZM161 177V176H160ZM24 178V177H23ZM30 178H32V177H30ZM51 178V177H50ZM213 178V177H212ZM36 179V178H35ZM45 179V178H44ZM223 179V178H222ZM255 179V178H254ZM5 180V183L6 182H8V180H9V183H11L12 185H14V182L12 181V182H10L11 180L10 179H4ZM14 180V179H13ZM43 180V179H42ZM62 180V179H61ZM90 180V179H89ZM162 180V179H161ZM212 180V179H211ZM226 180V179H225ZM229 180H230V178H229ZM245 180V179H244ZM30 181V180H29ZM28 181V182H29ZM66 181V180H65ZM148 181V180H147ZM188 181V180H187ZM49 182V181H48ZM57 182V181H56ZM71 182V181H70ZM259 182V181H258ZM263 182V181H262ZM20 183V182H19ZM234 183V182H233ZM255 183V182H254ZM29 184V183H28ZM43 184H44V182H43ZM65 184V183H64ZM95 184V183H94ZM117 184V183H116ZM143 184V183H142ZM172 184V183H171ZM8 185V184H7ZM11 185V186H12ZM31 185V184H30ZM38 185V184H37ZM73 185V184H72ZM124 185V184H123ZM57 186V185H56ZM62 186V185H61ZM82 186V185H81ZM107 186V185H106ZM13 187V186H12ZM22 187V186H21ZM41 187H42V185H41ZM261 187V186H260ZM259 187V188H260ZM16 188V187H15ZM45 188V187H44ZM84 188V187H83ZM90 188H92V187H90ZM225 188V187H224ZM35 189H36V187H35ZM54 189V188H53ZM64 189V188H63ZM120 189V188H119ZM130 189V188H129ZM262 189V188H261ZM31 190V189H30ZM40 190V189H39ZM90 190H92V189H90ZM118 190V189H117ZM124 190V189H123ZM137 190V189H136ZM140 190H141V188H140ZM82 191V190H81ZM97 191V190H96ZM155 191V190H154ZM222 191V190H221ZM221 191H219V192H221ZM228 191V190H227ZM255 191V190H254ZM70 192V191H69ZM94 192V191H93ZM205 192V191H204ZM72 193V192H71ZM124 193V192H123ZM159 193V192H158ZM171 193V192H170ZM214 193V192H213ZM226 193V192H225ZM228 193H230V192H228ZM244 193V192H243ZM257 193V192H256ZM17 194V193H16ZM155 194V193H154ZM167 194H169V193H167ZM210 194V193H209ZM208 194V195H209ZM231 194V193H230ZM22 195V194H21ZM66 195V194H65ZM79 195V194H78ZM203 195V194H202ZM52 196V195H51ZM80 196V195H79ZM84 196V195H83ZM225 196V195H224ZM249 196V195H248ZM256 196V195H255ZM254 196V197H255ZM5 197V196H4ZM30 197V196H29ZM86 197V196H85ZM106 197V196H105ZM124 197V196H123ZM167 197V196H166ZM196 197V196H195ZM203 197V196H202ZM217 197H218V195H217ZM217 197H214V199L215 198H217ZM227 197H230V196H227ZM232 197V196H231ZM252 197V196H251ZM250 197V198H251ZM17 198H19V197H17ZM212 198V197H211ZM222 198V197H221ZM241 198V197H240ZM249 198V199H250ZM35 199H37V198H35ZM62 199V198H61ZM161 199V198H160ZM232 199V198H231ZM230 199V200H231ZM12 200V199H11ZM114 200V199H113ZM164 200V199H163ZM210 200V199H209ZM243 200H245V199H243ZM101 201V200H100ZM166 201V200H165ZM188 201V200H187ZM208 201V200H207ZM217 201H218V199H217ZM222 202V204H220V205H217L218 206V208H219V206H220V208L219 209H217V211L218 212H221V211H224L223 209H226L227 208V206H226V203H227V199H225V198H223L222 200H221ZM233 201V200H232ZM79 202V201H78ZM93 202V201H92ZM115 202V201H114ZM209 202V201H208ZM229 202V201H228ZM94 203V202H93ZM111 203V202H110ZM155 203V202H154ZM264 203V202H263ZM143 204V203H142ZM156 204V203H155ZM192 204V203H191ZM212 204V203H211ZM214 204V203H213ZM5 205H7V204H5ZM60 205V204H59ZM159 205V204H158ZM252 205V204H251ZM47 206V205H46ZM85 206V205H84ZM109 206V205H108ZM202 206V205H201ZM200 206V207H201ZM216 206V207H217ZM238 206V205H237ZM43 207V206H42ZM94 207V206H93ZM118 207V206H117ZM196 207V206H195ZM205 207H206V205H205ZM226 207V208H225ZM4 208V207H3ZM27 208V207H26ZM178 208V207H177ZM181 208V207H180ZM190 208V207H189ZM230 208H231V206H230ZM4 209H6V208H4ZM29 209V208H28ZM57 209V208H56ZM95 209V208H94ZM132 209V208H131ZM209 209V208H208ZM235 209H237L236 207H235ZM8 210V209H7ZM86 210V209H85ZM88 210V209H87ZM133 210H135V209H133ZM137 210V209H136ZM159 210V209H158ZM185 210V209H184ZM219 210H221V211H219ZM247 210V209H246ZM9 211V210H8ZM17 211V210H16ZM15 211V212H16ZM89 211V210H88ZM93 211V210H92ZM118 211V210H117ZM228 211H230V210H228ZM259 211H260V209H259ZM75 212H77V211H75ZM104 212V211H103ZM197 212V211H196ZM201 212V211H200ZM245 212V211H244ZM249 212V211H248ZM81 213V212H80ZM83 213V212H82ZM133 213V212H132ZM136 213V212H135ZM210 213V212H209ZM222 213V212H221ZM229 213V212H228ZM253 213V212H252ZM257 213V212H256ZM73 214V213H72ZM190 214V213H189ZM208 214V213H207ZM223 214H225V213H223ZM235 214V213H234ZM240 214V213H239ZM141 215V214H140ZM194 215V214H193ZM74 216H75V214H74ZM155 216H156V214H155ZM167 216H169V215H167ZM1 217V216H0ZM26 217V216H25ZM31 217V216H30ZM43 217V216H42ZM109 217V216H108ZM112 217V216H111ZM209 217V216H208ZM36 218V217H35ZM118 218V217H117ZM127 218V217H126ZM136 218V217H135ZM148 218V217H147ZM176 218V217H175ZM216 218V217H215ZM112 219V218H111ZM124 219V218H123ZM186 219V218H185ZM219 219V218H218ZM228 219V218H227ZM1 220V219H0ZM18 220V219H17ZM63 220V219H62ZM66 220V219H65ZM100 220V219H99ZM230 220V219H229ZM252 220V219H251ZM2 221V220H1ZM23 221V220H22ZM30 221V220H29ZM35 221V220H34ZM74 221V220H73ZM93 221V220H92ZM147 221V220H146ZM194 221V220H193ZM197 221V220H196ZM218 221V220H217ZM12 222V221H11ZM188 222V221H187ZM198 222V221H197ZM227 222V221H226ZM246 222V221H245ZM24 223V222H23ZM22 223V224H23ZM64 223V222H63ZM73 223V222H72ZM81 223V222H80ZM167 223V222H166ZM241 223H243V222H241ZM104 224V223H103ZM207 224V223H206ZM221 224H222V222H221ZM227 224V223H226ZM239 224V223H238ZM250 224V223H249ZM82 225V224H81ZM94 225V224H93ZM97 225V224H96ZM150 225V224H149ZM164 225V224H163ZM191 225V224H190ZM211 225V224H210ZM225 225V224H224ZM234 225V224H233ZM62 226H63V224H62ZM198 226V225H197ZM204 226V225H203ZM126 227V226H125ZM174 227V226H173ZM182 227V226H181ZM16 228V227H15ZM65 228V227H64ZM71 228V227H70ZM145 228H146V226H145ZM160 228H161V226H160ZM229 228V227H228ZM20 229V228H19ZM29 229V228H28ZM92 229V228H91ZM96 229V228H95ZM105 229V228H104ZM128 229V228H127ZM142 229H144V227L142 228ZM156 229V228H155ZM191 229V228H190ZM231 229V228H230ZM4 230V229H3ZM81 230V229H80ZM129 230V229H128ZM161 230V229H160ZM98 231H99V229H98ZM127 231V230H126ZM165 231V230H164ZM181 231V230H180ZM217 231V230H216ZM218 231H219V229H218ZM225 231V230H224ZM23 232V231H22ZM43 232V231H42ZM66 232V231H65ZM92 232V231H91ZM111 232V231H110ZM132 232V231H131ZM186 232V231H185ZM19 233H21V231L19 232ZM25 233V232H24ZM80 233V232H79ZM109 233V232H108ZM252 233V232H251ZM83 234V233H82ZM121 234V233H120ZM133 234V233H132ZM185 234V233H184ZM227 234V233H226ZM239 234V233H238ZM245 234V233H244ZM14 235V234H13ZM41 235V234H40ZM56 235V234H55ZM62 235V234H61ZM77 235V234H76ZM90 235V234H89ZM100 235V234H99ZM102 235H104V234H102ZM108 235V234H107ZM145 235V234H144ZM166 235V234H165ZM182 235V234H181ZM48 236V235H47ZM70 236V235H69ZM73 236V235H72ZM85 236V235H84ZM133 236V235H132ZM222 236V235H221ZM225 236V235H224ZM231 236V235H230ZM235 236V235H234ZM249 236V235H248ZM68 237V236H67ZM104 237V236H103ZM241 237V236H240ZM66 238V237H65ZM70 238V237H69ZM80 238V237H79ZM101 238V237H100ZM115 238V237H114ZM182 238V237H181ZM230 238V237H229ZM228 238V239H229ZM43 239V238H42ZM53 239V238H52ZM144 239V238H143ZM213 239V238H212ZM16 240V239H15ZM59 240V239H58ZM63 240V239H62ZM102 240V239H101ZM149 240V239H148ZM185 240V239H184ZM239 240V239H238ZM252 240V239H251ZM7 241V240H6ZM44 241V240H43ZM66 241V240H65ZM83 241V240H82ZM100 241V240H99ZM109 241V240H108ZM151 241V240H150ZM202 241V240H201ZM205 241H206V239H205ZM216 241V240H215ZM233 241V240H232ZM241 241V240H240ZM90 242V241H89ZM212 242V241H211ZM19 243V242H18ZM201 243V242H200ZM206 243V242H205ZM242 243V242H241ZM258 243V242H257ZM13 244V243H12ZM16 244V243H15ZM70 244V243H69ZM81 244V243H80ZM83 244V243H82ZM100 244V243H99ZM119 244V243H118ZM131 244V243H130ZM151 244V243H150ZM157 244V243H156ZM255 244V243H254ZM50 245V244H49ZM105 245H106V243H105ZM167 245H169V244H167ZM246 245V244H245ZM245 245H244V247H245ZM14 246V245H13ZM88 246V245H87ZM97 246V245H96ZM213 246V245H212ZM211 246V247H212ZM250 246V245H249ZM46 247V246H45ZM208 247H209V245H208ZM86 248V247H85ZM97 248V247H96ZM160 248V247H159ZM199 248V247H198ZM218 248V247H217ZM249 248V247H248ZM1 249V248H0ZM27 249V248H26ZM47 249V248H46ZM127 249V248H126ZM125 249V250H126ZM207 249V248H206ZM220 249V248H219ZM262 249V248H261ZM260 249V250H261ZM8 250V249H7ZM73 250V249H72ZM101 250V249H100ZM177 250V249H176ZM208 250V249H207ZM210 250H211V248H210ZM222 250V249H221ZM239 250H241V249H239ZM244 250V249H243ZM254 250V249H253ZM75 251V250H74ZM202 251V250H201ZM218 251V250H217ZM230 251V250H229ZM7 252V251H6ZM5 252V253H6ZM33 252V251H32ZM83 252V251H82ZM144 252V251H143ZM146 252V251H145ZM197 252V251H196ZM200 252V251H199ZM209 252V251H208ZM226 252V251H225ZM58 253V252H57ZM85 253V252H84ZM150 253V252H149ZM207 253V252H206ZM216 253V252H215ZM238 253V252H237ZM244 253H245V251H244ZM249 253V252H248ZM3 254V253H2ZM35 254V253H34ZM51 254V253H50ZM104 254V253H103ZM205 254V253H204ZM214 254V253H213ZM231 254V253H230ZM227 255V254H226ZM37 256V255H36ZM105 256V255H104ZM192 256V255H191ZM205 256V255H204ZM250 256V255H249ZM1 257V256H0ZM17 257V256H16ZM93 257V256H92ZM122 257V256H121ZM151 257V256H150ZM181 257V256H180ZM209 257V256H208ZM207 257V258H208ZM95 258H97V257H95ZM102 258V257H101ZM105 258V257H104ZM221 258H222V256H221ZM244 258V257H243ZM134 259V258H133ZM210 259V258H209ZM230 259V258H229ZM150 260V259H149ZM217 260H219V259H217ZM101 261H103V260H101ZM208 261V260H207ZM210 261V260H209ZM214 261V260H213ZM225 261V260H224ZM249 261V260H248ZM98 262V261H97ZM174 262H175V260H174ZM245 262V261H244ZM254 262V261H253ZM34 263V262H33ZM172 263V262H171ZM226 263V262H225ZM20 264V263H19ZM35 264V263H34ZM195 264V263H194ZM215 264H216V262H215ZM223 264V263H222Z\"/></svg>", "mask_w": 264, "mask_h": 264}]
</instances>
